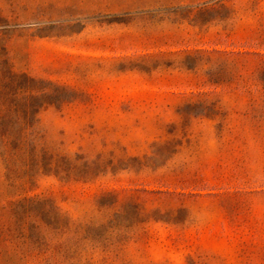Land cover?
I'll list each match as a JSON object with an SVG mask.
<instances>
[{"label": "rangeland", "instance_id": "1", "mask_svg": "<svg viewBox=\"0 0 264 264\" xmlns=\"http://www.w3.org/2000/svg\"><path fill=\"white\" fill-rule=\"evenodd\" d=\"M262 43L264 0H0V72L65 87L73 101L40 127L59 153L105 167L18 188L0 158V264L43 259L38 206L17 202L79 221L111 191L148 212L121 264H264V86L241 55Z\"/></svg>", "mask_w": 264, "mask_h": 264}, {"label": "trees", "instance_id": "2", "mask_svg": "<svg viewBox=\"0 0 264 264\" xmlns=\"http://www.w3.org/2000/svg\"><path fill=\"white\" fill-rule=\"evenodd\" d=\"M260 46L264 48V43ZM241 55L256 61L252 73L264 86V54ZM0 76V97L9 102L8 108L0 110V119H20L0 120V158L10 186L30 188L37 178L48 176L59 182L86 184L104 174L105 167L97 160L59 153L40 127V112L50 108L59 112L73 101L65 87L10 69ZM261 104L255 113L264 120V92ZM25 203L29 210L38 206L31 216L39 222L40 264H121V251L133 236L130 229L145 223L142 217L148 215L135 195L126 191L103 192L94 203L93 215L79 221L61 214L48 199H24L15 206Z\"/></svg>", "mask_w": 264, "mask_h": 264}]
</instances>
